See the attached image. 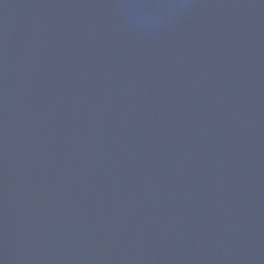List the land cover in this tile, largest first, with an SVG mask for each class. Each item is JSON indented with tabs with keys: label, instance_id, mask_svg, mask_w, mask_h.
<instances>
[{
	"label": "water",
	"instance_id": "1",
	"mask_svg": "<svg viewBox=\"0 0 264 264\" xmlns=\"http://www.w3.org/2000/svg\"><path fill=\"white\" fill-rule=\"evenodd\" d=\"M0 264H264V0H0Z\"/></svg>",
	"mask_w": 264,
	"mask_h": 264
}]
</instances>
